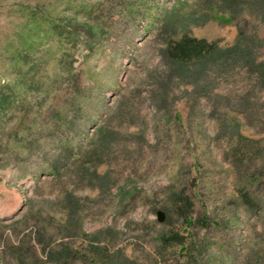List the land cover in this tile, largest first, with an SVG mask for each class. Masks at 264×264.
<instances>
[{
	"label": "rangeland",
	"instance_id": "374dc122",
	"mask_svg": "<svg viewBox=\"0 0 264 264\" xmlns=\"http://www.w3.org/2000/svg\"><path fill=\"white\" fill-rule=\"evenodd\" d=\"M0 264H264V0H0Z\"/></svg>",
	"mask_w": 264,
	"mask_h": 264
},
{
	"label": "water",
	"instance_id": "95a60500",
	"mask_svg": "<svg viewBox=\"0 0 264 264\" xmlns=\"http://www.w3.org/2000/svg\"><path fill=\"white\" fill-rule=\"evenodd\" d=\"M158 219H159V221H162L163 220V212L162 211H159V213H158Z\"/></svg>",
	"mask_w": 264,
	"mask_h": 264
}]
</instances>
